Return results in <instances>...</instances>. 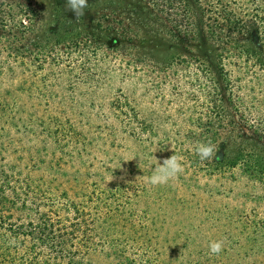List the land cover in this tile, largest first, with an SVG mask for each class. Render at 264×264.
I'll use <instances>...</instances> for the list:
<instances>
[{
    "label": "trees",
    "instance_id": "obj_1",
    "mask_svg": "<svg viewBox=\"0 0 264 264\" xmlns=\"http://www.w3.org/2000/svg\"><path fill=\"white\" fill-rule=\"evenodd\" d=\"M52 4L51 21L0 4V264H264V217L200 186L264 193V0H88L78 17ZM154 43L167 55L139 54ZM141 85L185 126L148 114ZM117 139L136 161L110 157ZM173 154L183 172L149 184L151 157Z\"/></svg>",
    "mask_w": 264,
    "mask_h": 264
},
{
    "label": "rangeland",
    "instance_id": "obj_2",
    "mask_svg": "<svg viewBox=\"0 0 264 264\" xmlns=\"http://www.w3.org/2000/svg\"><path fill=\"white\" fill-rule=\"evenodd\" d=\"M27 5H34L35 7H43L44 10L47 13V20L51 21L52 16L51 10L53 9V0H22ZM0 4L3 5L4 10L11 9L13 13H16L15 9V0H0ZM153 43V42H152ZM139 54H143L146 57V59H150L148 57L152 56V59H161L165 55H167V51L164 49V47L160 46L159 43L157 45L151 44V45H145L144 47L139 48ZM105 55V54H104ZM103 55V56H104ZM105 57L99 61L103 64V68L108 65V62L105 63ZM107 61V60H106ZM156 61V60H155ZM105 65V66H104ZM105 71V69H104ZM105 75V72H103ZM148 79L144 81L147 82ZM141 81V80H139ZM142 88H139V91L137 92V95L139 96V100L142 101L144 107L148 111V114L150 111L156 112L163 123L168 127V129L171 128H178L179 125L185 126L183 122H181L179 119L173 117L171 119L169 115L171 116L172 112L170 109L173 107V97L163 96V94L160 91H145L143 89V85H141ZM85 88H80V90L77 92L81 100L84 102L88 97L85 96ZM142 95V96H141ZM96 124L94 123V126ZM108 154L110 157H116V158H122L124 161H136L135 156L137 154H140V151L135 148V145L132 142L123 141L121 139H117L116 143L113 145V149L108 151ZM101 156L99 155V158ZM22 162V161H21ZM24 163V162H22ZM208 186L210 189H213V193H219L220 196L217 198V201L220 202L218 207L220 206H230V207H237L239 208H245L247 210H254L256 213L262 215L264 217V193L261 191V189L258 186L252 185V183L248 182L245 179H240L236 183H230L229 181H218V182H210L206 183V181H201L200 186L201 189ZM204 186V187H203ZM209 189V190H210ZM211 191V190H210ZM209 192V191H208ZM213 199H209L206 202H212ZM93 264H109V262L102 258V257H95L92 259Z\"/></svg>",
    "mask_w": 264,
    "mask_h": 264
},
{
    "label": "clouds",
    "instance_id": "obj_3",
    "mask_svg": "<svg viewBox=\"0 0 264 264\" xmlns=\"http://www.w3.org/2000/svg\"><path fill=\"white\" fill-rule=\"evenodd\" d=\"M88 0H65L66 9L71 11L75 17L83 16V9L87 7ZM216 145L211 142L198 143L195 152L201 160L214 159L216 156ZM155 166L152 168V175L147 177V182L151 185H163L178 177L183 172L182 157L173 154L170 158L163 160L162 166L152 156ZM113 177H111V180ZM110 180V181H111ZM222 241H212L209 243V250L213 254H218L222 250Z\"/></svg>",
    "mask_w": 264,
    "mask_h": 264
}]
</instances>
